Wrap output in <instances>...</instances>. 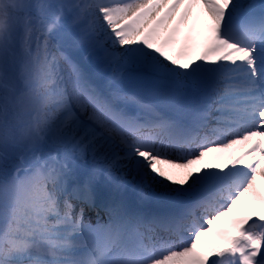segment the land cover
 <instances>
[{"label": "snow or ice", "instance_id": "obj_1", "mask_svg": "<svg viewBox=\"0 0 264 264\" xmlns=\"http://www.w3.org/2000/svg\"><path fill=\"white\" fill-rule=\"evenodd\" d=\"M0 264H264V0H0Z\"/></svg>", "mask_w": 264, "mask_h": 264}, {"label": "bare ground", "instance_id": "obj_2", "mask_svg": "<svg viewBox=\"0 0 264 264\" xmlns=\"http://www.w3.org/2000/svg\"><path fill=\"white\" fill-rule=\"evenodd\" d=\"M257 2H259V0H257ZM89 215L91 216V212L89 213ZM102 215H103V213H102Z\"/></svg>", "mask_w": 264, "mask_h": 264}, {"label": "rangeland", "instance_id": "obj_3", "mask_svg": "<svg viewBox=\"0 0 264 264\" xmlns=\"http://www.w3.org/2000/svg\"><path fill=\"white\" fill-rule=\"evenodd\" d=\"M94 215H95V213H94ZM93 214L91 215V216H94Z\"/></svg>", "mask_w": 264, "mask_h": 264}]
</instances>
